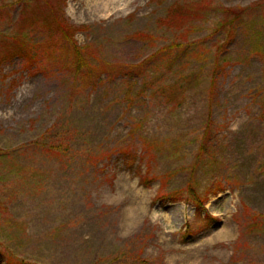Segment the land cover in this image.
Here are the masks:
<instances>
[{
	"label": "rangeland",
	"instance_id": "obj_1",
	"mask_svg": "<svg viewBox=\"0 0 264 264\" xmlns=\"http://www.w3.org/2000/svg\"><path fill=\"white\" fill-rule=\"evenodd\" d=\"M99 1L0 0V33L46 43L45 26L20 18L55 11L88 27L74 41L94 56L84 73L72 58L0 61V264H264V0H208L210 12L207 0H113L90 14ZM191 4L206 16L183 17L194 50L150 59L188 43L160 20ZM224 7L246 9L233 38ZM174 85L176 102L157 92Z\"/></svg>",
	"mask_w": 264,
	"mask_h": 264
},
{
	"label": "trees",
	"instance_id": "obj_2",
	"mask_svg": "<svg viewBox=\"0 0 264 264\" xmlns=\"http://www.w3.org/2000/svg\"><path fill=\"white\" fill-rule=\"evenodd\" d=\"M204 4L209 12L214 10V8L212 7V5H210L208 0ZM45 5H46V2H45ZM190 7L191 8L195 7L194 10H191L192 14L188 10L186 11L181 10L179 5H176L171 15L170 13H168L169 15L167 14L166 18L160 20L161 23L168 25L167 27L170 29H173V26H175V28H177V31L181 32V34L184 35L183 37L184 41H182L181 43L188 42L186 41V39L188 35L192 32V30L188 31L180 27L183 21V17L191 16L190 19L193 21H196L199 18L200 19L206 18L205 14H203V11L197 9L196 5L191 4ZM50 9H52V11L54 10V6L52 4H50ZM245 12H246L245 8H232V7H224L222 9V12L219 11V13L220 14L223 13L224 17L226 18L223 28L228 27L229 38L234 37V33H236L237 31L236 29L238 28V26L240 27L245 24V19L243 17ZM50 17H51L50 20H48L49 18L46 17L41 21L39 20L40 18L39 16H35L33 18H24V19L21 16L20 18V23H24L25 21H28V24H30L29 29H35L42 25L45 26L49 31V34L46 37L47 38L46 43H39V42L34 41L33 38L31 37V32L28 30L26 31L25 28L20 29V31L18 29L17 32L14 33V35L0 33V45H3L5 41H7L6 46L8 47V50L10 49L7 52V54L3 57V59L0 58V61H5L7 57L9 58L19 57L20 59H23L24 67L27 70H31L36 63H40L41 61L40 58H42L45 60V66L43 69L48 70L52 68L51 67L52 62L56 63L58 61H61L62 59L66 60L68 58H72L73 61L71 64L74 63L73 65L74 70L80 73H84L86 69H90L91 64L89 60H91L92 57H94L93 55H91L89 51L91 50V47L88 45H86L85 47H78L77 43L74 41L75 35L78 33L80 28H76L70 25L69 22L65 20L64 17H59L58 15H56L55 11H54V15L50 13ZM52 33L57 34L59 39L55 35H50ZM135 37L137 39L144 40L148 36H146L144 33H138L135 35ZM223 44H225V42ZM194 46L195 45L191 44L190 42L184 45L177 44L176 46H173V45L164 46L161 49L157 50L149 58L155 59L159 56L164 55V56L173 57L174 59H176V57H174V54L177 52L169 53L167 51H173L175 47L177 48L182 47L184 49V52L190 53L192 50H194ZM196 46H197V43H196ZM165 48H168V49H165ZM59 49H61L62 51ZM223 49L225 48H222L220 44L216 47V50L218 51H221ZM72 55L74 56V58ZM199 56L201 55L199 54ZM215 62L216 64L214 67L213 78L211 81V84L213 87L216 86V83H217L216 76L219 70L222 69V66L220 65V62L217 60V57H216ZM147 64H149V62H145V63L142 62V63L135 64V65H125V66L120 67L118 72L123 73V68H125V70H130L132 74L134 73L139 74ZM193 79L194 77H187L184 79V83L189 84L193 81ZM148 89H149V84L146 86V90ZM157 92L160 95L169 96L171 101L176 102L182 91L177 87V85H174L171 87H167V86L159 87ZM260 95H264V94H259V96ZM142 97H143L142 94L138 96V98H142ZM260 110H261V113L259 116L264 118V98L260 105ZM209 118H211V115L209 116ZM212 123H213L212 120L209 119V122L206 125V128L204 130L201 147H200L201 155L204 154L205 150H207L208 147L210 148V146L213 143L214 137L211 131ZM136 132H137V126H132L130 130V134H133ZM74 138H75V134L73 133L72 140ZM69 143H70V139H69L68 144ZM57 148H61V147H57ZM57 148L55 146H49V148L46 149V151L49 153H55L56 155H58L60 153H58ZM70 149L71 148L67 150L68 154L70 152ZM193 170H197V167H195ZM143 181L144 183H146V185H148L151 182L150 180L149 181L143 180Z\"/></svg>",
	"mask_w": 264,
	"mask_h": 264
},
{
	"label": "bare ground",
	"instance_id": "obj_3",
	"mask_svg": "<svg viewBox=\"0 0 264 264\" xmlns=\"http://www.w3.org/2000/svg\"><path fill=\"white\" fill-rule=\"evenodd\" d=\"M116 3H119L118 2H115ZM114 4L113 3V0H100L99 2H97L93 7H92V11L90 14H98L103 12L105 15H108L110 12H112L114 10L110 8V6ZM89 14V13H88ZM89 14V15H90ZM91 16V15H90Z\"/></svg>",
	"mask_w": 264,
	"mask_h": 264
}]
</instances>
